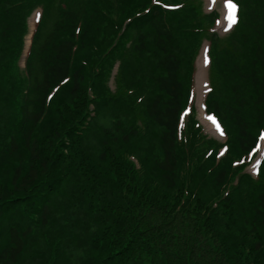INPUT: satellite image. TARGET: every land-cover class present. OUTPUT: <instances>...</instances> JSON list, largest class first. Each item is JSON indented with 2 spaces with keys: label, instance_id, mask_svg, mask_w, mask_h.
<instances>
[{
  "label": "trees",
  "instance_id": "1",
  "mask_svg": "<svg viewBox=\"0 0 264 264\" xmlns=\"http://www.w3.org/2000/svg\"><path fill=\"white\" fill-rule=\"evenodd\" d=\"M231 2L219 37L204 0H0V264H264V0Z\"/></svg>",
  "mask_w": 264,
  "mask_h": 264
},
{
  "label": "bare ground",
  "instance_id": "2",
  "mask_svg": "<svg viewBox=\"0 0 264 264\" xmlns=\"http://www.w3.org/2000/svg\"><path fill=\"white\" fill-rule=\"evenodd\" d=\"M209 3H214L215 0H208ZM226 7H223L222 17L219 21L218 27L222 32L227 31L231 24L233 23L232 20L228 19L229 13ZM39 19V13L36 12L33 14L32 18L29 22V31L30 34L34 32L36 29V25ZM29 45V41H28ZM206 70H207V45H204L200 56L197 62V89H196V109L201 116V123L212 133L215 135L216 138H222V132L220 131L219 127L217 126L216 122H213V119H209L206 117L204 112V104L203 100L207 91V82H206ZM262 153L259 155L256 163L252 166L251 171L254 172L256 170L257 163L261 158Z\"/></svg>",
  "mask_w": 264,
  "mask_h": 264
},
{
  "label": "rangeland",
  "instance_id": "3",
  "mask_svg": "<svg viewBox=\"0 0 264 264\" xmlns=\"http://www.w3.org/2000/svg\"><path fill=\"white\" fill-rule=\"evenodd\" d=\"M223 5H224V2L222 1V0H216L212 5H210L209 3H208V0H204V6H205V10H206V12H208V10L209 11H216L217 13H219L220 14V18L222 17V11H223ZM32 18V17H31ZM30 18V19H31ZM30 19H29V22H30ZM215 32L218 34V36L219 37H222L223 35H225V34H227L228 32H229V30L228 31H225V32H222L220 29H219V27H218V25H217V27H216V29H215ZM205 43H203V45H204ZM200 50H201V48H200ZM199 53H200V51H199ZM206 82H207V71H206ZM196 89H197V76H196ZM194 103L196 104V93H195V96H194ZM197 118H198V120L200 121V123H201V116L199 115V113H198V111H197ZM201 125H202V127H203V131H204V134L206 135V136H208L209 138H213V139H215V140H218V142H220V143H223L224 142V138H222V139H219V138H216L215 137V135L214 134H212L202 123H201ZM259 155V154H258ZM258 158V157H257ZM257 160V159H256ZM252 167H250L249 169H248V172L250 171V169H251ZM251 172V171H250Z\"/></svg>",
  "mask_w": 264,
  "mask_h": 264
},
{
  "label": "snow or ice",
  "instance_id": "4",
  "mask_svg": "<svg viewBox=\"0 0 264 264\" xmlns=\"http://www.w3.org/2000/svg\"><path fill=\"white\" fill-rule=\"evenodd\" d=\"M154 2H155V0H154ZM224 7H226L229 10L228 19L232 20L233 23H235V19H234L233 14L235 13L237 6L234 3H232L231 0H225ZM209 119H212V117H209ZM213 122H215V121H213ZM261 135H262V137H264V133H262Z\"/></svg>",
  "mask_w": 264,
  "mask_h": 264
}]
</instances>
